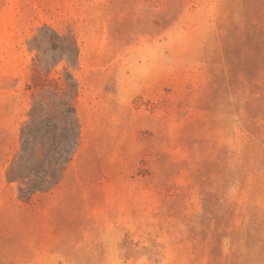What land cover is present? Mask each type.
Segmentation results:
<instances>
[{
	"label": "rangeland",
	"instance_id": "rangeland-1",
	"mask_svg": "<svg viewBox=\"0 0 264 264\" xmlns=\"http://www.w3.org/2000/svg\"><path fill=\"white\" fill-rule=\"evenodd\" d=\"M9 4L0 264H264V0H15L11 24ZM72 106L44 190L23 131Z\"/></svg>",
	"mask_w": 264,
	"mask_h": 264
},
{
	"label": "trees",
	"instance_id": "trees-1",
	"mask_svg": "<svg viewBox=\"0 0 264 264\" xmlns=\"http://www.w3.org/2000/svg\"><path fill=\"white\" fill-rule=\"evenodd\" d=\"M58 113L60 124L49 123L47 125L40 122L41 128L33 130L34 125L38 123V117L32 112L30 128L27 127L22 136L24 163L33 159L38 165L42 163L46 165L41 171L42 175L37 176L44 190L52 188L60 180L64 167L76 150L80 135V125L75 108L68 107ZM24 163L18 167L23 169ZM9 174L14 175V168L9 169Z\"/></svg>",
	"mask_w": 264,
	"mask_h": 264
},
{
	"label": "bare ground",
	"instance_id": "bare-ground-1",
	"mask_svg": "<svg viewBox=\"0 0 264 264\" xmlns=\"http://www.w3.org/2000/svg\"><path fill=\"white\" fill-rule=\"evenodd\" d=\"M10 1V4L8 6V15H7V22L8 24H11V19H12V16L14 14V10H15V0H9Z\"/></svg>",
	"mask_w": 264,
	"mask_h": 264
}]
</instances>
